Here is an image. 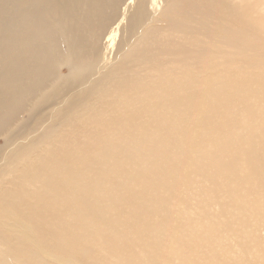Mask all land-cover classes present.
<instances>
[{
	"label": "bare ground",
	"instance_id": "1",
	"mask_svg": "<svg viewBox=\"0 0 264 264\" xmlns=\"http://www.w3.org/2000/svg\"><path fill=\"white\" fill-rule=\"evenodd\" d=\"M262 56L264 0H0V139L58 105L40 136L0 147V264H148L165 239L150 202L174 209L170 189L198 173L261 191ZM224 109L232 128L210 119Z\"/></svg>",
	"mask_w": 264,
	"mask_h": 264
},
{
	"label": "rangeland",
	"instance_id": "2",
	"mask_svg": "<svg viewBox=\"0 0 264 264\" xmlns=\"http://www.w3.org/2000/svg\"><path fill=\"white\" fill-rule=\"evenodd\" d=\"M261 64H264V56L251 58L248 77L249 79L253 78L250 81H254L256 79L254 76L264 72V67H259ZM91 81V79L84 81L68 94L69 97L82 92L83 88L91 84ZM232 98L235 101L236 96L233 95ZM53 104L49 102L42 106L44 115L41 114V119L45 123H38V116L32 120V116L21 115L19 121L21 126L12 130L11 136L7 139V144L0 139V147L5 148L7 151L17 147L22 142L27 143L29 139L40 136L44 128L43 124L52 122L53 117L56 118L57 116L55 109L58 105L53 106ZM50 105L52 106L50 107ZM210 119L218 124L225 121L226 124L222 127L232 128L235 112L231 109H224L214 119ZM260 126L261 122L256 120L251 127L257 128ZM249 127L245 121L238 123L236 134H240L241 138V135H244ZM24 133H38L39 135L33 138L34 134L30 137L28 135L23 137L22 134ZM247 150L248 148L243 153H247ZM145 151L148 152V148L138 149L137 153L144 154ZM237 157L236 163L240 164L238 169L242 174L246 171V167L241 162L240 155ZM129 159L132 161L130 156ZM124 164L123 166L126 167V163ZM2 165L3 162H0V167ZM250 171L255 175L257 174L256 178L262 180V184L259 185L261 191L257 192L258 189L251 188V185L248 184L249 179L243 181L246 186L241 185L235 188L227 184L226 178L221 179L217 176L215 178L211 174L203 177L196 173L189 180L191 181L189 184L192 183L190 187L184 188L179 185V188L182 187L179 189L180 192H173L170 189L168 200L179 194L174 209L172 207L168 208L164 213L155 208L157 206L154 202H150L153 207V209L152 207L150 209L153 213L151 234L159 236L165 232V239L160 245L158 243L157 251H148V264H200L211 261H221L223 264H264V166L259 170L250 166ZM241 174L239 173V176H242ZM216 180L217 184L219 182L221 184L219 183L214 188L217 185ZM210 184L214 188L211 191H209ZM33 185L32 181H27L24 186H27V191H29L33 188ZM233 188L236 190L234 196L231 195ZM161 192V196H167L165 189ZM164 216L165 224L163 223L164 219H161ZM110 217L112 218L111 213ZM127 218L126 213L119 217L118 214H115L116 228L121 229ZM167 219H169L168 222ZM168 229L171 233L167 232ZM248 233H252V235L249 236ZM173 239L179 240L180 243H173ZM191 242L195 243V248L194 246L193 248L187 246ZM137 254L141 261L145 260L140 247L137 248ZM102 257L105 258V255L103 254ZM106 259L111 263L115 262V259L111 256H107ZM89 262L91 261L89 260Z\"/></svg>",
	"mask_w": 264,
	"mask_h": 264
}]
</instances>
